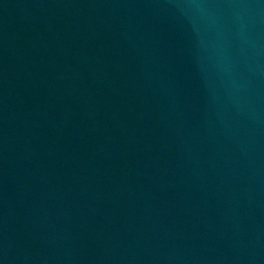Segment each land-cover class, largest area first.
I'll use <instances>...</instances> for the list:
<instances>
[{
  "label": "water",
  "instance_id": "95a60500",
  "mask_svg": "<svg viewBox=\"0 0 264 264\" xmlns=\"http://www.w3.org/2000/svg\"><path fill=\"white\" fill-rule=\"evenodd\" d=\"M0 264H264V0H0Z\"/></svg>",
  "mask_w": 264,
  "mask_h": 264
}]
</instances>
